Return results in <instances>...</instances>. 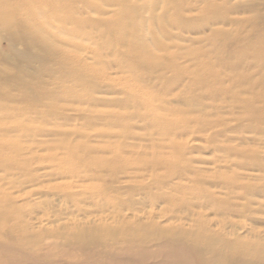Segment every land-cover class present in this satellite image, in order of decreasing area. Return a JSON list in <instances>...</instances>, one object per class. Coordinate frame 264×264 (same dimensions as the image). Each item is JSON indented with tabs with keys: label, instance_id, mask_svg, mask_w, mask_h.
Wrapping results in <instances>:
<instances>
[{
	"label": "rangeland",
	"instance_id": "1",
	"mask_svg": "<svg viewBox=\"0 0 264 264\" xmlns=\"http://www.w3.org/2000/svg\"><path fill=\"white\" fill-rule=\"evenodd\" d=\"M69 1L75 17L87 21V35L64 33L72 25L57 19L55 0H0V264H119L85 261L75 244L88 237L91 247L113 251L179 235L207 259L264 264V119L254 122L244 103L264 91V60H232L264 35V0H168L181 15L174 23L167 14L162 39L169 50L156 55L170 62L176 53V65L191 71L205 66L207 78L212 62H224L219 77L231 92L213 95L191 74L172 82V73L159 69L136 79L112 49L102 50L105 67L90 93L61 81L59 64L69 51L93 71L102 27L121 15L117 0H101L99 11ZM166 1L128 0L152 43ZM41 14H51L47 23ZM43 30L61 52L39 49ZM238 75L243 82L234 80ZM132 78L160 94L163 114L181 112L187 121L160 129L126 103L120 81ZM70 154L76 171L62 162ZM122 254L123 264L194 262L190 253L142 262Z\"/></svg>",
	"mask_w": 264,
	"mask_h": 264
},
{
	"label": "bare ground",
	"instance_id": "2",
	"mask_svg": "<svg viewBox=\"0 0 264 264\" xmlns=\"http://www.w3.org/2000/svg\"><path fill=\"white\" fill-rule=\"evenodd\" d=\"M57 3L59 2L60 8L57 7L56 15L57 19L64 20L65 22H69L72 25L71 30H64V33L71 32L74 34L80 35H87L86 29L83 27L87 24L84 20H80L75 17L71 7V3L69 0H55ZM119 2V7L121 9V15L116 17L114 20H109L104 23V27H102V32L98 35L99 41L96 42L98 48L96 50L97 59L95 65L92 67V70L85 69L82 64L75 63L77 54L73 51L67 52L66 61H63L59 64L60 71L58 73L59 78L61 81L67 80L71 81L74 87L79 88L82 90L83 93H90V90L93 86H95L96 82L100 80L103 74V68L105 67V62L103 61V49H112L114 55H116V59L120 62L121 65L126 67L129 72L136 77V79L140 78L141 75L152 73L159 69L168 70L172 73V82L178 81L182 76L186 74H191L193 76L195 84L199 87V89L205 90L208 94L213 95L218 90L221 93H228L231 92V89H228L221 81L219 77L220 68L224 66V62L221 60L212 62V69L214 72L212 76L207 78L203 74V70L207 67L205 66H198L197 69L191 71L189 68L179 67L176 65V53H171L170 55V62L162 61L157 55L156 50H169V47L164 43L162 39V35L165 33V25L167 22V14H170L172 17V21L174 23H178L180 19V11L181 6L177 3H172L170 1H166L165 4V11L166 14L163 13L158 20L159 31L154 33L153 36V43L149 40L148 36H146L145 32L142 30V18L136 17L133 18L132 14L134 13L135 7L131 5L128 0H117ZM82 4L85 7H94L98 11L101 8V0H81ZM155 1L149 2L151 8H153ZM170 8H172L170 10ZM72 10V11H71ZM75 12V11H74ZM215 13H219L217 11H213ZM206 13V12H205ZM55 14L53 15V19L55 18ZM44 20V23L49 21L48 14H41ZM214 13L206 14V18L214 17ZM41 29H43L41 27ZM34 30V28H33ZM36 36H39L35 33ZM44 34V36H42ZM40 34L41 36L37 38L38 40V47L43 52L48 55H56L60 49L56 46L54 41L58 39L47 33L46 30H43V33ZM90 35V33H88ZM91 37V36H90ZM256 42L249 41L245 43L241 48L232 55V60H252V61H259L264 60V35L260 34L256 38ZM43 45V46H42ZM119 47H125L126 52L124 54H119L117 52ZM62 51V50H61ZM60 51V52H61ZM188 52V51H187ZM192 52V53H191ZM189 51L187 55L194 54L196 52ZM232 62H228L227 64L231 65ZM245 63V62H244ZM210 63H205V65H209ZM162 77V75L160 76ZM239 79L240 81H244L243 75H238V77H234V80ZM135 81L134 78L128 80L123 79L120 81L122 88L126 95V103H132L139 106L142 110H144V116L155 123L160 129L166 128H179L182 126L183 123L187 121V115L176 112L177 115L175 117H170L163 114L160 111V101L161 97L160 94L149 91V89H144L142 86L135 84L132 81ZM66 81V82H67ZM208 83V84H207ZM209 83H213L214 86L218 87L217 89L213 87H209ZM76 94L75 91L70 94ZM256 99H262L264 102V91L262 90L257 95L253 96L251 99H245V107L251 113V117L254 122H259L258 120L264 119V106L258 108L255 106ZM256 100V101H255ZM255 101V102H254ZM113 121L121 123L125 126L124 123L121 122L119 119H113ZM117 124V123H116ZM126 147V146H125ZM109 151V150H108ZM110 152V151H109ZM136 154V153H135ZM76 157L74 154H70L62 159L64 165H66L70 170L76 171L80 166L75 164ZM146 160V159H145ZM96 162V161H95ZM93 162L87 163V165H83L82 167L88 168L92 165ZM111 167V166H109ZM178 174V173H177ZM180 175V174H179ZM178 175V176H179ZM166 178V177H165ZM159 179V178H158ZM168 181V180H166ZM165 181V182H166ZM169 182V181H168ZM136 191V190H135ZM183 236H173L171 239H160L154 241L152 243L144 244V245H132L127 242L126 245L120 247L116 246V249L111 251L109 249H100V245L94 243L95 245L91 247L89 244L90 240L88 237H82L81 241L78 244H75L77 247L76 249L79 250L82 255L84 256L85 261L90 259H95L96 257H102L104 259L109 260L110 262H117L119 264L125 263L127 259L123 257V253L126 255H138L139 258L135 259L137 262H142L145 259H149L155 257L158 253H165V252H178V253H190L194 258L193 264H249L250 262L242 261L238 259V256L234 258H224L222 261L219 262L218 259H207L201 255L199 250L195 245L185 243L181 238ZM144 239V238H143ZM141 239V240H143ZM147 239V238H146ZM187 239V238H186ZM140 240V242H141ZM153 240V239H151ZM156 240V239H155ZM146 241V240H145ZM144 242V241H143ZM151 244V245H150ZM198 244V243H197ZM122 246V247H121ZM148 246L155 247V250ZM107 248V247H103ZM216 249V248H215ZM213 250L214 249H210ZM209 251V250H208ZM220 252V251H219ZM220 254V253H218ZM141 255V258H140ZM213 255V254H212ZM222 255V254H221ZM208 257V256H207ZM223 257V255H222ZM192 258V259H193ZM221 259V257H220ZM83 263V262H82ZM252 264V263H251Z\"/></svg>",
	"mask_w": 264,
	"mask_h": 264
}]
</instances>
